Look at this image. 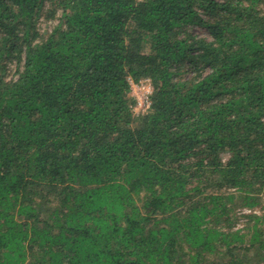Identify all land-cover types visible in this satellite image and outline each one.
<instances>
[{
    "label": "trees",
    "instance_id": "16d2710c",
    "mask_svg": "<svg viewBox=\"0 0 264 264\" xmlns=\"http://www.w3.org/2000/svg\"><path fill=\"white\" fill-rule=\"evenodd\" d=\"M0 264H264V0H0Z\"/></svg>",
    "mask_w": 264,
    "mask_h": 264
},
{
    "label": "built area",
    "instance_id": "2783aa9c",
    "mask_svg": "<svg viewBox=\"0 0 264 264\" xmlns=\"http://www.w3.org/2000/svg\"><path fill=\"white\" fill-rule=\"evenodd\" d=\"M130 94L135 103L133 105L134 112L137 115H142L148 111L151 106V95L153 87L150 78H143L138 82L130 80Z\"/></svg>",
    "mask_w": 264,
    "mask_h": 264
},
{
    "label": "rangeland",
    "instance_id": "374dc122",
    "mask_svg": "<svg viewBox=\"0 0 264 264\" xmlns=\"http://www.w3.org/2000/svg\"><path fill=\"white\" fill-rule=\"evenodd\" d=\"M195 32L198 33V34H204L202 31H199L198 29H196ZM187 76H186V74L183 75V77H187Z\"/></svg>",
    "mask_w": 264,
    "mask_h": 264
}]
</instances>
